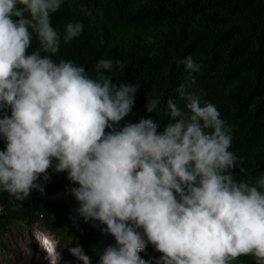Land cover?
Returning <instances> with one entry per match:
<instances>
[{"label":"clouds","instance_id":"clouds-1","mask_svg":"<svg viewBox=\"0 0 264 264\" xmlns=\"http://www.w3.org/2000/svg\"><path fill=\"white\" fill-rule=\"evenodd\" d=\"M63 3L0 0V192L11 210L44 192L51 169L78 185L69 191L79 220L98 221L115 239L98 264H232L241 256L264 264V173L246 175L229 151L234 128L196 86L201 65L191 55L176 61L188 73L175 89L184 106L167 100L163 131L151 118L126 120L139 88L106 75L114 65L124 71V62L101 58L93 77L83 65L53 59L61 40L70 43L84 28L52 26ZM146 100L147 113L160 111L161 98ZM34 222L42 226L34 238L43 259L60 264L64 242ZM149 244L162 255L143 259ZM65 247L91 264L82 245Z\"/></svg>","mask_w":264,"mask_h":264},{"label":"trees","instance_id":"trees-1","mask_svg":"<svg viewBox=\"0 0 264 264\" xmlns=\"http://www.w3.org/2000/svg\"><path fill=\"white\" fill-rule=\"evenodd\" d=\"M51 19L61 33L69 22L84 25L82 34L70 43L61 40L53 59L83 65L93 77L101 58L124 62V71L114 65L106 75L117 84L139 88L133 114L125 119L151 118L158 131L170 121L165 111L169 98L184 106L175 89L188 73L176 61L191 55L201 65L193 74L196 86L234 128L229 151L242 158L246 175L255 178L264 173V0H64ZM38 46L34 39L33 47ZM147 94L161 98L158 113L146 112ZM4 147L0 140V150ZM49 173L44 192L33 191L14 211L8 194L0 192V238L14 225L38 221L66 245H82L91 264H98L103 248L97 229L63 203L35 199L78 187L66 173L51 169ZM140 255L149 260L162 253L149 244ZM232 264H255V259L241 256Z\"/></svg>","mask_w":264,"mask_h":264},{"label":"rangeland","instance_id":"rangeland-1","mask_svg":"<svg viewBox=\"0 0 264 264\" xmlns=\"http://www.w3.org/2000/svg\"><path fill=\"white\" fill-rule=\"evenodd\" d=\"M42 230V226L33 222L26 225H14L3 235L2 247L0 246V264L19 261V264H48L43 259L42 252L37 246L34 232ZM63 243L58 245L62 254L60 264H83L68 252V247Z\"/></svg>","mask_w":264,"mask_h":264},{"label":"water","instance_id":"water-1","mask_svg":"<svg viewBox=\"0 0 264 264\" xmlns=\"http://www.w3.org/2000/svg\"><path fill=\"white\" fill-rule=\"evenodd\" d=\"M46 199L54 202H60L64 205L72 208L73 210L79 207V203L75 200V198L72 196V194L68 189L65 190H59L54 193L48 194V195H39L36 196L35 199ZM91 225H93L97 231H98V242L101 245L102 248L107 247L109 244H115V239L111 235H105L101 232V227H106L105 225H100V223L97 222H90Z\"/></svg>","mask_w":264,"mask_h":264}]
</instances>
